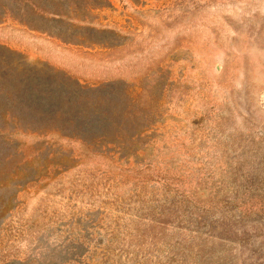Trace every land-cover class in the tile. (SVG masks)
<instances>
[{"label":"rangeland","instance_id":"374dc122","mask_svg":"<svg viewBox=\"0 0 264 264\" xmlns=\"http://www.w3.org/2000/svg\"><path fill=\"white\" fill-rule=\"evenodd\" d=\"M0 264H264V0H0Z\"/></svg>","mask_w":264,"mask_h":264}]
</instances>
